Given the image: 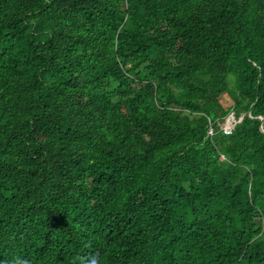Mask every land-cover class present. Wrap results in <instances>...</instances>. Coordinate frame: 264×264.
Wrapping results in <instances>:
<instances>
[{
    "label": "trees",
    "instance_id": "trees-1",
    "mask_svg": "<svg viewBox=\"0 0 264 264\" xmlns=\"http://www.w3.org/2000/svg\"><path fill=\"white\" fill-rule=\"evenodd\" d=\"M263 129L264 0H0V264H264Z\"/></svg>",
    "mask_w": 264,
    "mask_h": 264
},
{
    "label": "built area",
    "instance_id": "built-area-1",
    "mask_svg": "<svg viewBox=\"0 0 264 264\" xmlns=\"http://www.w3.org/2000/svg\"><path fill=\"white\" fill-rule=\"evenodd\" d=\"M243 115L236 116L234 111L229 112L226 116H224L220 121H218L219 130L223 134H230L232 133L235 125L242 119ZM214 132L213 124L209 123L207 126V135L210 136ZM221 158H223V155H221Z\"/></svg>",
    "mask_w": 264,
    "mask_h": 264
},
{
    "label": "clouds",
    "instance_id": "clouds-1",
    "mask_svg": "<svg viewBox=\"0 0 264 264\" xmlns=\"http://www.w3.org/2000/svg\"><path fill=\"white\" fill-rule=\"evenodd\" d=\"M15 264H26V261L23 260L22 258H17L15 260ZM89 264H99L98 258L96 257L91 258V260L89 261Z\"/></svg>",
    "mask_w": 264,
    "mask_h": 264
},
{
    "label": "rangeland",
    "instance_id": "rangeland-1",
    "mask_svg": "<svg viewBox=\"0 0 264 264\" xmlns=\"http://www.w3.org/2000/svg\"><path fill=\"white\" fill-rule=\"evenodd\" d=\"M222 100H223V102H224V103H227V102L229 101V100H228V99H226L225 97H223V99H222Z\"/></svg>",
    "mask_w": 264,
    "mask_h": 264
},
{
    "label": "water",
    "instance_id": "water-1",
    "mask_svg": "<svg viewBox=\"0 0 264 264\" xmlns=\"http://www.w3.org/2000/svg\"><path fill=\"white\" fill-rule=\"evenodd\" d=\"M261 118V120H263V118L262 117H260ZM264 130V129H263Z\"/></svg>",
    "mask_w": 264,
    "mask_h": 264
}]
</instances>
